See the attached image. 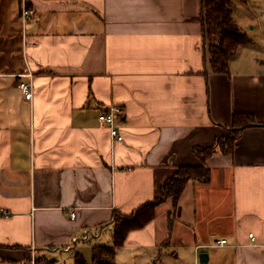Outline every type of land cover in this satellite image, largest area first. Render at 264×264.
Listing matches in <instances>:
<instances>
[{
    "label": "crops",
    "instance_id": "crops-1",
    "mask_svg": "<svg viewBox=\"0 0 264 264\" xmlns=\"http://www.w3.org/2000/svg\"><path fill=\"white\" fill-rule=\"evenodd\" d=\"M26 1L34 16L17 20L18 3L0 0V264L90 261L112 245L113 213L155 199L234 113L255 123L233 152L186 183L170 230L165 200L114 264H264V0H232L251 43L224 74L208 63L203 0Z\"/></svg>",
    "mask_w": 264,
    "mask_h": 264
},
{
    "label": "trees",
    "instance_id": "trees-1",
    "mask_svg": "<svg viewBox=\"0 0 264 264\" xmlns=\"http://www.w3.org/2000/svg\"><path fill=\"white\" fill-rule=\"evenodd\" d=\"M231 3L232 0L202 1L205 46L208 63L214 73H228L229 59L239 46L251 43V39L233 20ZM254 123L255 120L251 114L234 113L227 134L218 138L212 145L193 147L192 152L197 157L198 163L176 167L173 174L161 185L155 199L140 205L130 214L113 213L112 245L92 246L90 261L86 262L81 256H76L75 264H114L115 251L123 245L128 233L149 223L154 218L155 208L165 200H170L172 204L167 215V224L170 230L179 197L186 183L188 181H207L210 169L206 162L211 155L217 151L223 154L232 153L241 130Z\"/></svg>",
    "mask_w": 264,
    "mask_h": 264
},
{
    "label": "built area",
    "instance_id": "built-area-1",
    "mask_svg": "<svg viewBox=\"0 0 264 264\" xmlns=\"http://www.w3.org/2000/svg\"><path fill=\"white\" fill-rule=\"evenodd\" d=\"M33 14L32 10H26L23 13L22 18H27L30 15ZM19 88L21 89V91L23 92V95L25 97V99L29 100L32 97V90H31V85L21 82L19 83ZM98 119L101 123L106 124L109 126V133L112 137L113 141L116 142H121L123 137L122 135L119 133V131L113 126L114 124V115L112 112H101L98 116ZM74 212L70 213V217L73 218L74 217ZM249 237H252V234H249ZM216 246H223L226 244V240L222 239V240H218L216 241Z\"/></svg>",
    "mask_w": 264,
    "mask_h": 264
},
{
    "label": "rangeland",
    "instance_id": "rangeland-1",
    "mask_svg": "<svg viewBox=\"0 0 264 264\" xmlns=\"http://www.w3.org/2000/svg\"><path fill=\"white\" fill-rule=\"evenodd\" d=\"M16 1V3H18V7H17V12H15L16 11V9L14 10V13H15V15H16V19L18 20L19 18H22V16H23V13L26 11V10H32L33 11V9L27 4V1L26 0H15ZM9 6H13V4H11V5H9ZM11 11V10H10ZM10 11H8L9 12V14H8V17L10 16V15H13ZM13 11V10H12ZM3 15L4 14H6V13H2ZM32 16H34V11H33V14L32 15H30L29 17H27V18H31ZM26 18V19H27ZM20 28V27H19ZM170 201V200H169ZM168 205H169V202L167 201V202H164L162 205H161V208H160V210L158 211V213H157V216H156V219H157V223L159 224V222H160V220H161V211H163V209H165V208H167L168 207ZM163 237V236H162ZM165 238V237H164ZM86 262H89V259H87V261Z\"/></svg>",
    "mask_w": 264,
    "mask_h": 264
},
{
    "label": "water",
    "instance_id": "water-1",
    "mask_svg": "<svg viewBox=\"0 0 264 264\" xmlns=\"http://www.w3.org/2000/svg\"><path fill=\"white\" fill-rule=\"evenodd\" d=\"M205 256H206L205 254H200V255H199V260H200L201 262H205V259H204Z\"/></svg>",
    "mask_w": 264,
    "mask_h": 264
}]
</instances>
